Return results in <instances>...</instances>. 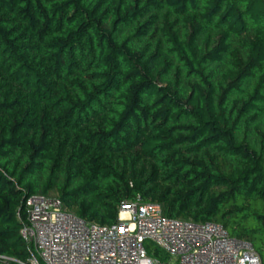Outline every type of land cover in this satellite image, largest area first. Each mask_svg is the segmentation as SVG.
<instances>
[{
    "label": "trees",
    "instance_id": "1",
    "mask_svg": "<svg viewBox=\"0 0 264 264\" xmlns=\"http://www.w3.org/2000/svg\"><path fill=\"white\" fill-rule=\"evenodd\" d=\"M51 193L215 222L264 264V0H0V254L26 261Z\"/></svg>",
    "mask_w": 264,
    "mask_h": 264
},
{
    "label": "built area",
    "instance_id": "2",
    "mask_svg": "<svg viewBox=\"0 0 264 264\" xmlns=\"http://www.w3.org/2000/svg\"><path fill=\"white\" fill-rule=\"evenodd\" d=\"M22 211L28 258L0 254V264H164L147 242L175 264H261L252 246L222 225L167 218L154 202H123L111 225L86 221L51 196H26Z\"/></svg>",
    "mask_w": 264,
    "mask_h": 264
},
{
    "label": "rangeland",
    "instance_id": "3",
    "mask_svg": "<svg viewBox=\"0 0 264 264\" xmlns=\"http://www.w3.org/2000/svg\"><path fill=\"white\" fill-rule=\"evenodd\" d=\"M50 196H51V197H56L57 194H56V193H51ZM147 243H149V242H147ZM147 243H145V245H146ZM149 245H150L151 250L153 251L154 246H153L152 244H149ZM168 264H175V263L172 262V261H169Z\"/></svg>",
    "mask_w": 264,
    "mask_h": 264
}]
</instances>
